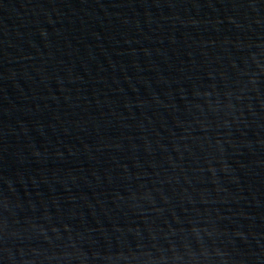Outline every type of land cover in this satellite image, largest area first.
I'll list each match as a JSON object with an SVG mask.
<instances>
[{"label":"water","instance_id":"1","mask_svg":"<svg viewBox=\"0 0 264 264\" xmlns=\"http://www.w3.org/2000/svg\"><path fill=\"white\" fill-rule=\"evenodd\" d=\"M0 264H110L47 155L1 55Z\"/></svg>","mask_w":264,"mask_h":264}]
</instances>
